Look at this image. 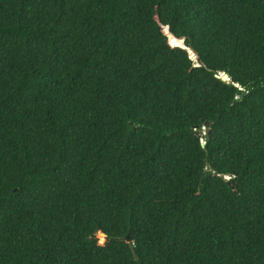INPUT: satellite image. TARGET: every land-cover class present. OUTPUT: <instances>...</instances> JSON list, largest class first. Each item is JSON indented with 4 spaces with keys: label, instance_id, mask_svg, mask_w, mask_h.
Segmentation results:
<instances>
[{
    "label": "trees",
    "instance_id": "obj_1",
    "mask_svg": "<svg viewBox=\"0 0 264 264\" xmlns=\"http://www.w3.org/2000/svg\"><path fill=\"white\" fill-rule=\"evenodd\" d=\"M0 264H264V0H0Z\"/></svg>",
    "mask_w": 264,
    "mask_h": 264
},
{
    "label": "water",
    "instance_id": "obj_2",
    "mask_svg": "<svg viewBox=\"0 0 264 264\" xmlns=\"http://www.w3.org/2000/svg\"><path fill=\"white\" fill-rule=\"evenodd\" d=\"M191 51L193 52V50L189 49L190 53H191ZM195 59H196V57H195ZM220 77L222 80L227 81L228 83L231 82V78L228 75V73H226V72H222ZM238 99H240V97H238ZM207 131H208V129H207ZM202 144L205 145V142L203 141ZM227 178H230V177H227ZM96 231L98 232V230H96Z\"/></svg>",
    "mask_w": 264,
    "mask_h": 264
},
{
    "label": "rangeland",
    "instance_id": "obj_3",
    "mask_svg": "<svg viewBox=\"0 0 264 264\" xmlns=\"http://www.w3.org/2000/svg\"><path fill=\"white\" fill-rule=\"evenodd\" d=\"M205 130H206V129L204 128V129H203V133H205Z\"/></svg>",
    "mask_w": 264,
    "mask_h": 264
}]
</instances>
